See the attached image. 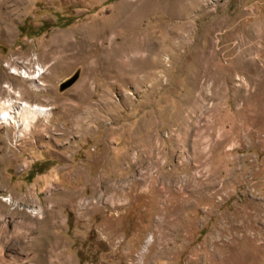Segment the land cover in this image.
<instances>
[{
    "label": "rangeland",
    "instance_id": "1",
    "mask_svg": "<svg viewBox=\"0 0 264 264\" xmlns=\"http://www.w3.org/2000/svg\"><path fill=\"white\" fill-rule=\"evenodd\" d=\"M14 100L0 264H264V0H0Z\"/></svg>",
    "mask_w": 264,
    "mask_h": 264
},
{
    "label": "bare ground",
    "instance_id": "2",
    "mask_svg": "<svg viewBox=\"0 0 264 264\" xmlns=\"http://www.w3.org/2000/svg\"><path fill=\"white\" fill-rule=\"evenodd\" d=\"M82 41L85 42L83 39H82ZM84 45H85V43H84ZM147 46H148V43H147ZM138 49H139V47H138ZM142 49H141V51H142ZM66 50H68V49H66ZM147 50L150 51L149 48H147ZM57 51H58L57 49H54L52 52L57 53ZM60 53H61V51H60ZM75 56H77V55H75ZM129 69L130 70L127 69V71H129V73H135V72H137V69H139V67L136 66L135 69H131V68H129ZM38 76H39V73H38ZM34 86L38 87V85H34ZM82 86H83V84L77 88L78 93H80V89L82 88ZM17 103L18 102L16 100L5 101V103H3V104H1V102H0V107L3 108V109H0V117H3L5 122H7L9 124L14 123V124H16V126H18L20 128L23 127L24 129H29L31 127L32 123L37 121L39 116L40 117L41 116L48 117L50 115V110L48 108H46L45 106L32 105L27 101L20 102V104H17ZM24 116H25V119H23Z\"/></svg>",
    "mask_w": 264,
    "mask_h": 264
},
{
    "label": "water",
    "instance_id": "3",
    "mask_svg": "<svg viewBox=\"0 0 264 264\" xmlns=\"http://www.w3.org/2000/svg\"><path fill=\"white\" fill-rule=\"evenodd\" d=\"M78 74L75 73L72 76H70L69 78H67L66 80L62 81L60 83V89H64L67 88L68 86H70L77 78Z\"/></svg>",
    "mask_w": 264,
    "mask_h": 264
},
{
    "label": "trees",
    "instance_id": "4",
    "mask_svg": "<svg viewBox=\"0 0 264 264\" xmlns=\"http://www.w3.org/2000/svg\"><path fill=\"white\" fill-rule=\"evenodd\" d=\"M74 17H68L65 19V21L61 24V26H67L72 23Z\"/></svg>",
    "mask_w": 264,
    "mask_h": 264
}]
</instances>
